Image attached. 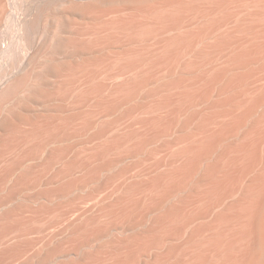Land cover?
Wrapping results in <instances>:
<instances>
[{
  "label": "bare ground",
  "instance_id": "1",
  "mask_svg": "<svg viewBox=\"0 0 264 264\" xmlns=\"http://www.w3.org/2000/svg\"><path fill=\"white\" fill-rule=\"evenodd\" d=\"M0 264H264V0H0Z\"/></svg>",
  "mask_w": 264,
  "mask_h": 264
}]
</instances>
